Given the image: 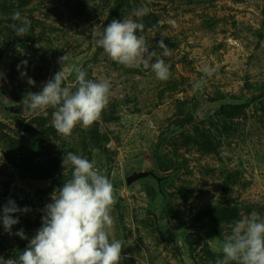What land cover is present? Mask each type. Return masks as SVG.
Returning a JSON list of instances; mask_svg holds the SVG:
<instances>
[{
    "label": "rangeland",
    "instance_id": "obj_1",
    "mask_svg": "<svg viewBox=\"0 0 264 264\" xmlns=\"http://www.w3.org/2000/svg\"><path fill=\"white\" fill-rule=\"evenodd\" d=\"M141 5L149 11L138 35L157 57L161 39L171 49L162 57L166 82L150 68L111 61L91 35ZM17 10L31 22L23 38L10 27ZM65 53L88 78L112 82L100 118L67 138L51 126V109L45 118L24 105L1 108L40 91ZM204 66L214 71L195 90ZM69 151L95 159L114 185L120 264H215L208 240L219 247L233 221L252 210L264 215V0H0V210L9 199L30 209L14 214L11 233L0 221L4 260L27 247L50 194L71 178V167L65 175L62 167ZM150 168L176 170L164 183L162 215L155 179L127 182ZM20 229L29 239L16 235Z\"/></svg>",
    "mask_w": 264,
    "mask_h": 264
},
{
    "label": "clouds",
    "instance_id": "obj_2",
    "mask_svg": "<svg viewBox=\"0 0 264 264\" xmlns=\"http://www.w3.org/2000/svg\"><path fill=\"white\" fill-rule=\"evenodd\" d=\"M148 11L143 5L136 7L123 19H112L100 28L95 26L91 35L111 61L128 68H150L155 79L166 82L171 72L162 57L169 56L171 49L161 39L157 47L163 51L157 57L145 37L138 35L144 32L140 21ZM12 20L10 27L16 37L30 35L31 22L20 11L12 14ZM58 63L60 70L42 84L40 91L27 92L21 103L34 117L47 118L51 109V126L67 138L78 125L87 129L100 118L110 101L112 82L88 78L87 71L71 62L66 53L58 58ZM213 71L204 66V75L193 83V88L202 90ZM21 76L27 73L21 72ZM69 77L71 84L66 83ZM27 83L35 86L36 82L29 77ZM69 166L71 178L50 194L51 202L42 210V226L30 239L20 229L16 235L29 239L27 247L13 258L0 257V264H120L124 241L114 235L115 219L111 213L116 200L111 179L97 167L95 159L90 161L71 151L62 158L64 175ZM28 211L27 206L21 209L9 199L0 210L4 230L11 233L19 223L14 214ZM229 227L230 233L223 237L219 247L214 245L215 238L208 240L216 254L215 264H264V215L252 210Z\"/></svg>",
    "mask_w": 264,
    "mask_h": 264
},
{
    "label": "water",
    "instance_id": "obj_3",
    "mask_svg": "<svg viewBox=\"0 0 264 264\" xmlns=\"http://www.w3.org/2000/svg\"><path fill=\"white\" fill-rule=\"evenodd\" d=\"M17 105H19L20 108L14 109V105H12V104H9L8 106L10 107V110H12V111H14V110L16 112L24 111V106L22 105V103H17ZM149 176H151L153 179H155L158 184H160L162 182L163 177L152 169L134 170L130 175H128V178H127L128 181L127 182L129 185H131L132 183H134L138 180H141V179H145Z\"/></svg>",
    "mask_w": 264,
    "mask_h": 264
},
{
    "label": "trees",
    "instance_id": "obj_4",
    "mask_svg": "<svg viewBox=\"0 0 264 264\" xmlns=\"http://www.w3.org/2000/svg\"><path fill=\"white\" fill-rule=\"evenodd\" d=\"M16 104H14V106H15ZM1 108H6V109H10V107L7 105V106H5L4 104L3 105H1ZM17 108H20V106L19 105H17ZM21 112V111H20ZM150 169H152V170H154V171H156V169L155 168H150ZM157 172V171H156ZM158 173V172H157ZM159 174V173H158ZM176 174V170H174V171H171V172H169V173H167V174H165V175H161L163 178H162V182L160 183V184H158L157 182H156V180H155V183H156V185H157V187H158V191H159V193H160V195H161V205H160V213H161V215L164 213V211H165V206H166V203H167V201H168V197H167V194H166V191H165V188H164V183L168 180V179H170V178H172V177H174V175ZM160 175V174H159ZM148 178H152L151 176H149ZM153 179V178H152Z\"/></svg>",
    "mask_w": 264,
    "mask_h": 264
},
{
    "label": "flooded vegetation",
    "instance_id": "obj_5",
    "mask_svg": "<svg viewBox=\"0 0 264 264\" xmlns=\"http://www.w3.org/2000/svg\"><path fill=\"white\" fill-rule=\"evenodd\" d=\"M14 109H17V105L14 106Z\"/></svg>",
    "mask_w": 264,
    "mask_h": 264
}]
</instances>
